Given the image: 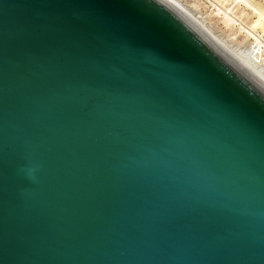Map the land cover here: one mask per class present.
<instances>
[{
  "label": "water",
  "instance_id": "95a60500",
  "mask_svg": "<svg viewBox=\"0 0 264 264\" xmlns=\"http://www.w3.org/2000/svg\"><path fill=\"white\" fill-rule=\"evenodd\" d=\"M0 264H264V79L169 0H0Z\"/></svg>",
  "mask_w": 264,
  "mask_h": 264
},
{
  "label": "rangeland",
  "instance_id": "374dc122",
  "mask_svg": "<svg viewBox=\"0 0 264 264\" xmlns=\"http://www.w3.org/2000/svg\"><path fill=\"white\" fill-rule=\"evenodd\" d=\"M173 1L223 45L245 53L242 56L264 73V0Z\"/></svg>",
  "mask_w": 264,
  "mask_h": 264
},
{
  "label": "bare ground",
  "instance_id": "6f19581e",
  "mask_svg": "<svg viewBox=\"0 0 264 264\" xmlns=\"http://www.w3.org/2000/svg\"><path fill=\"white\" fill-rule=\"evenodd\" d=\"M172 3H174L176 6H178L173 0H169ZM181 6V5H180ZM179 7V6H178ZM180 9H182L181 7H179ZM183 10V9H182ZM185 12V11H184ZM186 13V12H185ZM193 16V15H192ZM203 25V24H202ZM205 29V28H204ZM206 30V29H205ZM207 31V30H206ZM208 32V31H207ZM209 33V32H208ZM210 34V33H209ZM211 35V34H210ZM212 36V35H211ZM213 37V36H212ZM219 44H221L224 48H226L229 52H231L233 55H235L239 60H241L245 65H247L250 69H252L254 72H256L259 76H261L264 79V73H262L260 70L257 69V67H255L246 56H242L245 55V53L242 55L238 54V52H235L234 50H231L230 47H227V45H223L221 42H219V40H217L215 37H213ZM230 48V49H229ZM235 49V48H233ZM242 52V51H241ZM254 63V62H253Z\"/></svg>",
  "mask_w": 264,
  "mask_h": 264
}]
</instances>
